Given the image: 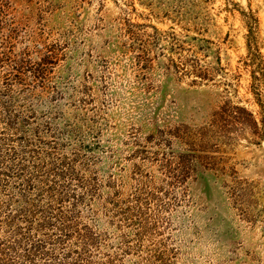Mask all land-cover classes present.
<instances>
[{
    "label": "rangeland",
    "instance_id": "374dc122",
    "mask_svg": "<svg viewBox=\"0 0 264 264\" xmlns=\"http://www.w3.org/2000/svg\"><path fill=\"white\" fill-rule=\"evenodd\" d=\"M0 264H264V0H0Z\"/></svg>",
    "mask_w": 264,
    "mask_h": 264
},
{
    "label": "trees",
    "instance_id": "16d2710c",
    "mask_svg": "<svg viewBox=\"0 0 264 264\" xmlns=\"http://www.w3.org/2000/svg\"><path fill=\"white\" fill-rule=\"evenodd\" d=\"M88 235V236H87ZM85 236L88 238V240L90 239L91 241H93V238H92V233L90 232V230L87 231V233L85 234Z\"/></svg>",
    "mask_w": 264,
    "mask_h": 264
}]
</instances>
